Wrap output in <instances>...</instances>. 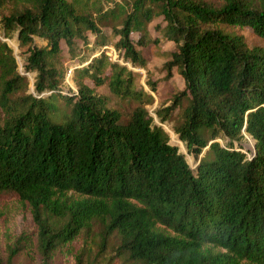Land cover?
<instances>
[{
  "label": "trees",
  "instance_id": "trees-1",
  "mask_svg": "<svg viewBox=\"0 0 264 264\" xmlns=\"http://www.w3.org/2000/svg\"><path fill=\"white\" fill-rule=\"evenodd\" d=\"M0 22L36 72L29 93L0 37V194L30 206L42 255L91 264L75 243L101 218L102 245L116 235V254L139 264H264V0H0ZM112 37L117 59L104 49ZM160 37L176 46L166 77L175 69L184 88L155 110L157 124L143 49ZM63 46L73 60L81 46L98 51L74 69L75 93L61 90ZM126 63L147 70L153 92ZM103 85L136 103L128 116L98 93Z\"/></svg>",
  "mask_w": 264,
  "mask_h": 264
},
{
  "label": "rangeland",
  "instance_id": "rangeland-1",
  "mask_svg": "<svg viewBox=\"0 0 264 264\" xmlns=\"http://www.w3.org/2000/svg\"><path fill=\"white\" fill-rule=\"evenodd\" d=\"M220 4L222 0H210ZM10 6L5 10L9 14L13 9ZM158 22L156 19L151 24V32L154 36L158 33L154 30V25ZM228 30L237 32L243 35L250 45H260L263 41L254 34L249 27L229 28ZM106 33L110 34L111 29L105 28ZM111 35V34H110ZM0 37L6 40L10 46L14 48V54L18 62V69L21 74L25 75L29 80V93H35V78L36 72H28L25 68V59L27 56L26 48H20L18 45L16 35L12 39L4 38L2 34V27L0 22ZM108 46L111 48L107 50V54L113 59H117V50L114 47L115 40ZM38 45H43L46 42L41 38L35 39ZM62 61L64 63L63 71L65 73L64 81L61 85V90L67 94L69 92L75 93L78 88L73 79L75 68H81L88 64V62H81V59L88 57L93 52H98L92 48L82 49L78 54V58L73 60L66 46H63ZM176 49L175 43L160 37L158 45L151 44L143 49V53L149 59L148 69L152 72V79L157 81V90L153 92L147 85V70L140 67H133L130 63H126L129 68L133 69L139 74L138 88L154 94L156 102L153 105H148L150 113L153 115L157 124L160 121L157 118L155 110L161 106H166L171 103L173 95L184 88V80L182 76L173 69L172 76L167 78V69L165 63L168 61L170 53ZM99 50V49H98ZM120 63H123L120 60ZM91 83V82H90ZM98 93L106 96L109 100V105L112 108L119 109L124 116H128L136 103L129 99H120L114 96L107 85L98 88ZM46 95V94H45ZM166 131L171 133L172 142L179 145L180 151L186 155L191 167H196L198 161L193 155H190L185 145L178 141V137L173 134L171 127L164 125ZM177 138V139H176ZM220 142L223 141L220 139ZM242 145L246 153L254 151L255 141L250 136H245L242 140ZM31 208L24 203L16 193L5 192L0 194V264H74V256H64L62 252L57 251L51 256H44L41 254L38 247L36 224L33 220ZM104 231V221L101 218L96 219L92 225L83 233L80 241L75 243V253L82 255L84 263L91 264H139L134 260H128L124 256L116 254V248L119 240L116 235H111L105 245H102L101 236ZM215 250L220 248L213 247Z\"/></svg>",
  "mask_w": 264,
  "mask_h": 264
},
{
  "label": "built area",
  "instance_id": "built-area-1",
  "mask_svg": "<svg viewBox=\"0 0 264 264\" xmlns=\"http://www.w3.org/2000/svg\"><path fill=\"white\" fill-rule=\"evenodd\" d=\"M110 48H111V47L108 46V45L104 47L105 50H108V49H110ZM108 54H109V53H108Z\"/></svg>",
  "mask_w": 264,
  "mask_h": 264
},
{
  "label": "water",
  "instance_id": "water-1",
  "mask_svg": "<svg viewBox=\"0 0 264 264\" xmlns=\"http://www.w3.org/2000/svg\"><path fill=\"white\" fill-rule=\"evenodd\" d=\"M254 148H255V145H254Z\"/></svg>",
  "mask_w": 264,
  "mask_h": 264
}]
</instances>
